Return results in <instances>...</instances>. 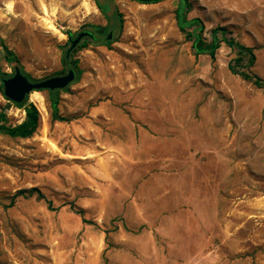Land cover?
<instances>
[{
    "label": "rangeland",
    "instance_id": "374dc122",
    "mask_svg": "<svg viewBox=\"0 0 264 264\" xmlns=\"http://www.w3.org/2000/svg\"><path fill=\"white\" fill-rule=\"evenodd\" d=\"M186 1L201 44L224 29L253 59L195 55L179 0H0V126L25 118L14 67L77 76L67 121L44 90L32 137L0 132V264H264V0Z\"/></svg>",
    "mask_w": 264,
    "mask_h": 264
},
{
    "label": "trees",
    "instance_id": "16d2710c",
    "mask_svg": "<svg viewBox=\"0 0 264 264\" xmlns=\"http://www.w3.org/2000/svg\"><path fill=\"white\" fill-rule=\"evenodd\" d=\"M134 1L142 3V4H151V3H157L160 0H134ZM179 3H180L179 5L180 9L177 11V14H176V25L181 32L186 34L187 39L191 41L192 50L195 53V55L206 53L211 58H214V55H215L214 51L219 47V44L223 42L227 47L237 49L239 54H242L245 52L248 54V57L250 58L252 57V55L250 54V51L247 48L241 45H238L232 39H227L226 31L224 29H217L214 31L215 35L210 45L201 44L203 42H200L201 39L198 33L201 28L200 19L187 20L182 15L183 12L181 9H183V6L184 7L187 6L186 8H188L189 5L187 4L186 0H179ZM95 4L97 8L103 14H106L108 7L101 6L98 3V0H95ZM192 27L193 28L196 27V28L193 29ZM99 29L102 32V28H99ZM218 35H220L219 39H218ZM252 59L253 57L251 58V60ZM231 72L233 74H237L236 71L232 68H231ZM240 76H242L245 79L252 80L251 77L249 78L248 75L244 73H241ZM253 81L255 82L254 84L256 85L257 84L262 85V83H258L259 81L256 78ZM58 91H47L50 96L51 117L54 121L65 122L67 120L65 119V117H62L61 115H59V111H58V105H57L58 97L56 95ZM15 106L17 108H23V111L25 114L24 120L22 121V123L14 127H6V126L1 125L0 132L6 134L7 136L11 138L28 139L32 137V135L36 132L38 128L39 121H40L39 112L36 109V107L33 106L31 103L27 104V100L26 101L24 100L21 104H15Z\"/></svg>",
    "mask_w": 264,
    "mask_h": 264
},
{
    "label": "water",
    "instance_id": "95a60500",
    "mask_svg": "<svg viewBox=\"0 0 264 264\" xmlns=\"http://www.w3.org/2000/svg\"><path fill=\"white\" fill-rule=\"evenodd\" d=\"M68 40L71 41L69 49L66 51V58L72 49L79 43L82 37L89 35L82 32L71 40V34L67 32ZM111 37V34H109ZM75 80V72L71 69L66 74L49 77L39 81H30L23 75L18 67H14V74L11 77L1 78L2 94L12 103L21 104L32 92L55 91L67 88Z\"/></svg>",
    "mask_w": 264,
    "mask_h": 264
},
{
    "label": "flooded vegetation",
    "instance_id": "af4514ba",
    "mask_svg": "<svg viewBox=\"0 0 264 264\" xmlns=\"http://www.w3.org/2000/svg\"><path fill=\"white\" fill-rule=\"evenodd\" d=\"M98 31H99V32H98ZM82 32H88V31H82ZM82 32H80V33H82ZM97 32H98V33H101V30H100V29H99V30L97 29ZM80 33H77V34H75V35H71V40H74V39L76 38V36L79 35ZM88 33H89V35H86V36L82 37L81 40L79 41V43H78V44L72 49V51L69 53V55L72 54L73 51H75V49L81 44V42H82L83 40L89 39V40L97 41V35H96V34H90V32H88ZM109 34H111V32H110ZM111 37H112V34H111ZM111 37H108V40H110ZM68 44H69V47H70V45H71V41L68 40ZM69 47H68L67 49H69ZM69 55H68V56H69ZM69 69H71V68H68L64 74H66L67 71H68ZM71 70H73V69H71ZM73 71H74V70H73ZM74 72H75V71H74ZM13 74H14V69H13ZM13 74H12V75H13ZM12 75H11V76H12ZM62 75H63V74H62ZM76 77H77V76H76V72H75V78H76ZM74 81H75V80H74ZM65 89H66V88H65ZM55 91H58V90H55Z\"/></svg>",
    "mask_w": 264,
    "mask_h": 264
},
{
    "label": "bare ground",
    "instance_id": "6f19581e",
    "mask_svg": "<svg viewBox=\"0 0 264 264\" xmlns=\"http://www.w3.org/2000/svg\"><path fill=\"white\" fill-rule=\"evenodd\" d=\"M30 99L39 111H41V112L45 111V108L43 106V104H44L43 98L40 96V94L38 92L30 93Z\"/></svg>",
    "mask_w": 264,
    "mask_h": 264
},
{
    "label": "crops",
    "instance_id": "0c3cea01",
    "mask_svg": "<svg viewBox=\"0 0 264 264\" xmlns=\"http://www.w3.org/2000/svg\"><path fill=\"white\" fill-rule=\"evenodd\" d=\"M32 104V103H31ZM34 106V105H33ZM37 108V107H36ZM25 114H24V112H23V116H24ZM24 118V117H23ZM144 227H146V226H144ZM158 234V233H157Z\"/></svg>",
    "mask_w": 264,
    "mask_h": 264
}]
</instances>
